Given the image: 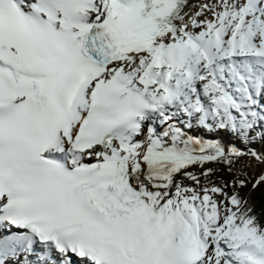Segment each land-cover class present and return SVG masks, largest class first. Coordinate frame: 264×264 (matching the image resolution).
<instances>
[{"label": "snow or ice", "instance_id": "6c2138e0", "mask_svg": "<svg viewBox=\"0 0 264 264\" xmlns=\"http://www.w3.org/2000/svg\"><path fill=\"white\" fill-rule=\"evenodd\" d=\"M187 7L0 0V264H264V0Z\"/></svg>", "mask_w": 264, "mask_h": 264}, {"label": "bare ground", "instance_id": "6f19581e", "mask_svg": "<svg viewBox=\"0 0 264 264\" xmlns=\"http://www.w3.org/2000/svg\"><path fill=\"white\" fill-rule=\"evenodd\" d=\"M205 0H189V7L185 8V11H191L192 13H195L198 10V5L201 3H204ZM199 134H201L202 136H206L207 132L201 130L199 132ZM217 134V133H216ZM211 134H209L210 136ZM217 139L222 138L223 134H217ZM214 138L211 135V139ZM235 141V140H234ZM239 141H235V146L238 147L241 151H247L249 147V145H245V146H241L239 143ZM252 148V147H251ZM253 149V148H252ZM254 151H256L257 153H261L263 154V151L260 149V147L253 149ZM250 165L253 168H250ZM207 167H212V168H216V165H207ZM252 169V170H251ZM264 170V164H260L258 163L255 159L251 158L250 156H243L241 157L239 160L236 161L235 165H234V170L232 173H229L227 171V169L219 167V170L217 172H222V173H228V174H237V173H241L240 176H244V174H248L249 176L253 177L256 174H260V171ZM216 176V175H214Z\"/></svg>", "mask_w": 264, "mask_h": 264}, {"label": "rangeland", "instance_id": "374dc122", "mask_svg": "<svg viewBox=\"0 0 264 264\" xmlns=\"http://www.w3.org/2000/svg\"><path fill=\"white\" fill-rule=\"evenodd\" d=\"M209 134H211L214 138H217V136H216L217 134L216 133H212V132H207L206 136H204V137L208 138V139H211V135L209 136ZM233 142H235V141H233ZM239 144L241 146H245V144H242V143H239ZM249 146H251L253 149H256V148L260 147V149L263 151V154H264V143L262 141H256L255 143H253V144H251ZM219 167L223 168V166H219ZM250 168H253V167L250 165ZM262 173H264V170L261 169L260 174H262ZM260 174H256L253 177L249 176L248 174H246L244 176H240V179H247V186L245 188H243V189L246 190V192L249 195L250 194H259V195H263L264 196V184L260 185L255 190L252 189V183L254 182L255 178L258 177ZM215 175L216 176H213L212 179L219 183L220 181H231L235 174L231 175V174H228V173L216 172Z\"/></svg>", "mask_w": 264, "mask_h": 264}, {"label": "trees", "instance_id": "16d2710c", "mask_svg": "<svg viewBox=\"0 0 264 264\" xmlns=\"http://www.w3.org/2000/svg\"><path fill=\"white\" fill-rule=\"evenodd\" d=\"M240 195L248 200L254 213L260 218L261 222H264V196L259 194L249 195L244 189H240Z\"/></svg>", "mask_w": 264, "mask_h": 264}]
</instances>
